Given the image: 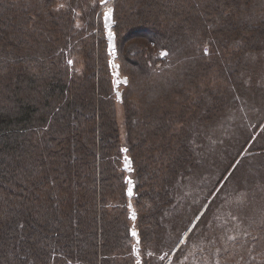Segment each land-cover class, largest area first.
Masks as SVG:
<instances>
[{
	"label": "trees",
	"instance_id": "1",
	"mask_svg": "<svg viewBox=\"0 0 264 264\" xmlns=\"http://www.w3.org/2000/svg\"><path fill=\"white\" fill-rule=\"evenodd\" d=\"M99 1L0 0V264H264V14L114 0L121 132Z\"/></svg>",
	"mask_w": 264,
	"mask_h": 264
},
{
	"label": "rangeland",
	"instance_id": "2",
	"mask_svg": "<svg viewBox=\"0 0 264 264\" xmlns=\"http://www.w3.org/2000/svg\"><path fill=\"white\" fill-rule=\"evenodd\" d=\"M111 2H112V0H100L99 1L100 8L98 10V13L101 14V23H102V28H103L102 29V37L105 39L106 63H107V67H108L109 74L111 76L113 93H114L115 99H116V101L118 103V106H117V121H118V124L120 125L121 132H123V111H122V108H121L120 104L122 102V92H123L124 88L128 84V78L126 76H124V75H121V74L118 75V69H115L116 73L114 75V81H113V76L111 74V67L109 65L110 55H109V51H108V43H107V40L109 42L110 49L112 48V50H113L114 49V35L112 34V31L114 33V26H115V23H116L115 20H114V18L112 20V15H113L112 8H113V2H114V0H113L112 3ZM244 12H245L244 15H246L248 17L253 16L255 14L258 15L260 13L261 14H264V0H254L252 6L251 5H248V7L244 9ZM103 18H104L105 21H103ZM110 21H111V23H110ZM111 25H112V27H111ZM117 61H118V59H117ZM123 76L127 80L125 84H122ZM114 83H115V88H114ZM116 91L118 92V94H121V98L120 99H118V96L116 94ZM244 109H245V112L247 113L246 114L247 116H249L252 113V110H251L250 107H247V108H244ZM255 111H257V110H255ZM129 165H130V163L128 161H126V163L123 161V166L126 169H129L130 168ZM123 166H122V169H123ZM132 170H133V167H132ZM132 172H129V174H131ZM202 180H203V176L201 174H199V175L197 174V175L191 176L187 180L188 183L186 185L185 191L188 194L194 193V198H195L196 202H200L201 199H202V197L205 194V192H204L203 195H202L201 190H200V183H201ZM128 184H129V181H128ZM131 191L132 190H131V187H130L129 190H128V193H131ZM252 210H253V212H256V217H257L258 220L261 221V219L264 218V213L263 212H259L258 208L255 207ZM216 223L220 227H222V228L225 226L224 218H223V222H220V213L219 212H218V214L216 216ZM235 228H237V227L235 226ZM233 237H234V232H232V231H228V232L224 233L223 236L221 237V249L227 247V244L228 243H225V240H227V242H229L231 239L232 240L234 239ZM134 243H135V239H134ZM134 250H135V248H134ZM218 250H219V248L216 249V251H218ZM262 250H264V246H262V247H255V252H257V253L260 252V251H262ZM263 254H264V251H263ZM134 258L136 260V256L135 255H134ZM166 260L164 261V263L166 262ZM259 261H260V259H258V262ZM205 264H211L210 261H209V259H206ZM238 264H241V261H239Z\"/></svg>",
	"mask_w": 264,
	"mask_h": 264
},
{
	"label": "built area",
	"instance_id": "3",
	"mask_svg": "<svg viewBox=\"0 0 264 264\" xmlns=\"http://www.w3.org/2000/svg\"><path fill=\"white\" fill-rule=\"evenodd\" d=\"M112 2H113V0H112ZM112 2H111V3H112ZM112 34L114 35L113 32H112ZM108 51H109V55H110L109 65H110V67H111V74H112V76H113V81H114V75H115V73H116L115 69H118V75L121 74V73H120V65L117 63V62H118V61H117V51H116L115 45H114V49L111 50L110 47H109V43H108ZM126 81H127L126 78L123 76L122 84H125ZM114 88H115V83H114ZM115 90H116V89H115ZM116 94H117V96H118V99H120V98H121V94H118L117 91H116ZM119 95H120V96H119ZM123 154H124V158L127 159L126 156H125V151H124V150H123ZM127 161H129V160L127 159ZM127 171H128V172H132V171H133V170H132V165H131V163H130V168L127 169ZM130 217L134 219L135 214H134L133 211L130 212ZM134 248H135V250H134L133 253H134V255L136 256V260H135L136 262H135V264H142V259H141V256L139 255V248L136 247V246H135Z\"/></svg>",
	"mask_w": 264,
	"mask_h": 264
},
{
	"label": "water",
	"instance_id": "4",
	"mask_svg": "<svg viewBox=\"0 0 264 264\" xmlns=\"http://www.w3.org/2000/svg\"><path fill=\"white\" fill-rule=\"evenodd\" d=\"M112 11H113V10H112ZM129 160H130V158H129ZM130 162H131V160H130ZM131 164H132V163H131ZM123 169H125L126 172H127V169L124 168V166H123ZM127 180L129 181L128 187L130 186V184H131V186H132L131 195L133 196V190H134V183H133V180L130 179L129 177H127ZM127 196L130 198L128 192H127ZM206 206H207V204L204 206V208L202 209V211H201V212L199 213V215L196 217V219L194 220V222H193V224L190 226V228L185 232V234L183 235L182 239L179 241L178 245L176 246V248H175L174 251L172 252V255L176 252V250L180 247V245H181L182 243L185 242L186 237H187L188 234L190 233L191 229L193 228V226L195 225V223L197 222V220H198V219L200 218V216L202 215V213H203V211L205 210ZM134 220H135V219H134ZM132 230H135V232H133ZM132 230H131V235H132L133 237H138V240L135 239V241H136V243L139 245V244H140V239H139V236H138V231H137V229H135V228H132ZM133 233H135V234H133ZM138 248H139V250H140V247H139V246H138ZM169 261H170V260H167V261L165 262V264H169Z\"/></svg>",
	"mask_w": 264,
	"mask_h": 264
},
{
	"label": "bare ground",
	"instance_id": "5",
	"mask_svg": "<svg viewBox=\"0 0 264 264\" xmlns=\"http://www.w3.org/2000/svg\"><path fill=\"white\" fill-rule=\"evenodd\" d=\"M129 162V161H128ZM125 163H126V161H125ZM130 163V162H129ZM125 165V164H124ZM130 166V165H129ZM125 168V167H124ZM131 187V190H132V186L130 185L128 188H127V192H128V190H129V188ZM129 194V196L130 197H132V195H131V193H128ZM133 232H135V230L133 231ZM135 239H137L138 240V237H134ZM136 247H138V244H137V246Z\"/></svg>",
	"mask_w": 264,
	"mask_h": 264
},
{
	"label": "snow or ice",
	"instance_id": "6",
	"mask_svg": "<svg viewBox=\"0 0 264 264\" xmlns=\"http://www.w3.org/2000/svg\"><path fill=\"white\" fill-rule=\"evenodd\" d=\"M133 234H135V233H133Z\"/></svg>",
	"mask_w": 264,
	"mask_h": 264
}]
</instances>
